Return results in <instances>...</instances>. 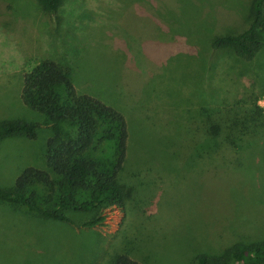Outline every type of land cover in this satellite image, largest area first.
Listing matches in <instances>:
<instances>
[{
  "label": "rangeland",
  "instance_id": "1",
  "mask_svg": "<svg viewBox=\"0 0 264 264\" xmlns=\"http://www.w3.org/2000/svg\"><path fill=\"white\" fill-rule=\"evenodd\" d=\"M251 2L61 0L44 14L36 0H0V121L38 124L34 140L0 139V188L27 167L45 169L49 126L20 99L22 74L45 57L69 66L77 93L124 116L119 175L132 185L131 200L102 208L91 228L76 226L80 213L62 222L0 201V264H108L118 253L196 264V254L227 257L234 243L264 240V132L219 148L208 118L264 105V30L250 60L209 45L244 30ZM29 192L46 205L40 186Z\"/></svg>",
  "mask_w": 264,
  "mask_h": 264
},
{
  "label": "trees",
  "instance_id": "2",
  "mask_svg": "<svg viewBox=\"0 0 264 264\" xmlns=\"http://www.w3.org/2000/svg\"><path fill=\"white\" fill-rule=\"evenodd\" d=\"M44 14L57 11L61 0H36ZM250 22L233 35L212 36L210 48L229 46L242 59L250 60L262 46L264 0H252ZM69 66L42 58L22 74L20 99L23 105L45 117L49 126L43 159L45 169L27 167L13 186L0 188V201L21 205L41 217L73 222L64 212L82 215L77 227L91 228L103 221L101 209L123 208L131 200L132 185L120 178L127 156V129L124 116L114 107L85 93H77ZM209 132L218 147L232 146L233 138H256L264 132V105H230L209 115ZM37 123L0 121V139L21 136L36 138ZM110 147L112 157H102ZM102 156V157H101ZM43 189L45 206L39 205L29 189ZM227 257L194 255L196 264L264 263V240L234 243ZM108 264H141L124 253L114 254Z\"/></svg>",
  "mask_w": 264,
  "mask_h": 264
}]
</instances>
